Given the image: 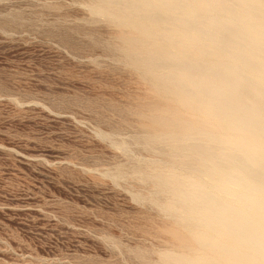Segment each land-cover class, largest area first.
Returning <instances> with one entry per match:
<instances>
[{
	"label": "rangeland",
	"instance_id": "1",
	"mask_svg": "<svg viewBox=\"0 0 264 264\" xmlns=\"http://www.w3.org/2000/svg\"><path fill=\"white\" fill-rule=\"evenodd\" d=\"M86 5L0 0V264H151L133 251L166 248L142 229L164 217L137 175L159 157L122 114L135 84Z\"/></svg>",
	"mask_w": 264,
	"mask_h": 264
},
{
	"label": "bare ground",
	"instance_id": "2",
	"mask_svg": "<svg viewBox=\"0 0 264 264\" xmlns=\"http://www.w3.org/2000/svg\"><path fill=\"white\" fill-rule=\"evenodd\" d=\"M86 1L110 28L101 45L135 84L122 114L159 157L137 175L151 186L141 198L165 219L148 220L143 232L166 248L152 251L154 261L133 254L151 264H209L210 178L264 191V0Z\"/></svg>",
	"mask_w": 264,
	"mask_h": 264
},
{
	"label": "clouds",
	"instance_id": "3",
	"mask_svg": "<svg viewBox=\"0 0 264 264\" xmlns=\"http://www.w3.org/2000/svg\"><path fill=\"white\" fill-rule=\"evenodd\" d=\"M212 218L204 243L209 264H264V191L217 174L209 180Z\"/></svg>",
	"mask_w": 264,
	"mask_h": 264
}]
</instances>
